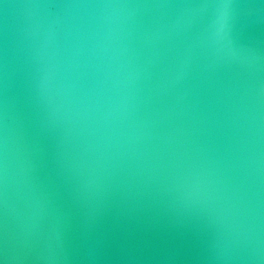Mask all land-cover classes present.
<instances>
[{"label": "water", "instance_id": "1", "mask_svg": "<svg viewBox=\"0 0 264 264\" xmlns=\"http://www.w3.org/2000/svg\"><path fill=\"white\" fill-rule=\"evenodd\" d=\"M0 264H264V0H0Z\"/></svg>", "mask_w": 264, "mask_h": 264}]
</instances>
